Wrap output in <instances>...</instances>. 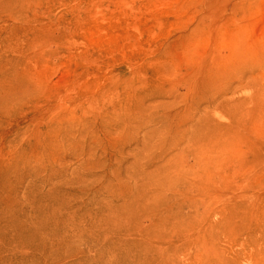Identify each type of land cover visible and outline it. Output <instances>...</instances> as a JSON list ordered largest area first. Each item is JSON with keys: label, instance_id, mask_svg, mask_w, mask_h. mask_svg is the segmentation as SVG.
<instances>
[{"label": "rangeland", "instance_id": "obj_1", "mask_svg": "<svg viewBox=\"0 0 264 264\" xmlns=\"http://www.w3.org/2000/svg\"><path fill=\"white\" fill-rule=\"evenodd\" d=\"M0 264H264V0H0Z\"/></svg>", "mask_w": 264, "mask_h": 264}]
</instances>
